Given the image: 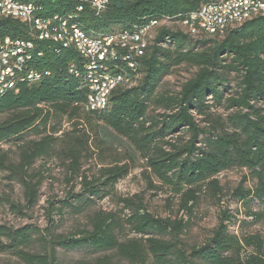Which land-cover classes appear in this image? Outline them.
Wrapping results in <instances>:
<instances>
[{"label":"trees","instance_id":"obj_1","mask_svg":"<svg viewBox=\"0 0 264 264\" xmlns=\"http://www.w3.org/2000/svg\"><path fill=\"white\" fill-rule=\"evenodd\" d=\"M19 1L38 8L37 17L59 14L89 36L101 37L133 35L152 20L182 22L202 5L219 0H107L101 13L88 0ZM27 30L20 21L0 16V40L24 38L33 43L12 86L0 84V177L20 186L31 209L38 203L44 180L35 165L58 161L71 188L62 206L83 214L89 228L74 236H51L40 254L29 250L35 239L31 229L0 224V253L26 264H55L58 245L92 251L90 258L77 264L123 260L126 264H264V238L231 233L233 216L225 209L210 236L189 251L180 239L188 220L156 217L140 200L118 198L129 210L124 221L140 235L138 239H120L122 223L116 213L86 212L94 199L112 194L120 179L141 167L148 185L156 180L166 187L177 199L178 210L190 216L201 196L221 200L220 172L245 169L255 183L249 189L237 187L236 200L244 204L255 200L259 208L248 209L245 215L253 222L264 221V15L230 27L223 35L193 40L161 27L140 55L115 46V55L106 58L105 67L112 74H123L129 85L117 84L105 105L95 110L86 108L90 90L82 56L72 47L28 36ZM71 63L75 66L70 72ZM182 64L197 71L177 94L160 91L161 78ZM218 69L239 77L238 91L232 96L223 98L228 88ZM29 70L39 78L27 79ZM218 105L232 111L225 118L213 117L210 109ZM152 108L165 112L154 114ZM194 114L207 117L204 121L211 123L212 132L200 128ZM182 131L189 133L185 142L175 136ZM201 135L206 136L201 140ZM90 161L96 169L88 173L84 165ZM76 185L78 193L73 192ZM3 200L14 212H21L18 204Z\"/></svg>","mask_w":264,"mask_h":264},{"label":"rangeland","instance_id":"obj_2","mask_svg":"<svg viewBox=\"0 0 264 264\" xmlns=\"http://www.w3.org/2000/svg\"><path fill=\"white\" fill-rule=\"evenodd\" d=\"M161 27L187 34L186 27L181 22L164 19L150 31L149 38L152 39ZM191 39L197 38L191 36ZM228 62L227 59L222 64ZM196 71V67L186 64L172 67L171 72L161 78L158 89L171 95L177 94L181 89V85L191 78ZM218 72L224 79V85L228 88L224 92L223 98L232 96L238 91L239 77L234 72H229L226 69H218ZM208 103L212 104L213 101L208 99ZM151 110L154 114L165 112L161 108H152ZM210 111L213 113V117L225 118L232 109L224 110L222 106L218 105L211 108ZM194 116L200 128H204L206 132H212L211 123L204 121L207 117L196 114ZM177 135L182 138V142L189 139V133L187 132H177L175 136ZM205 136L201 135V140ZM197 145L199 146L200 143H197ZM35 168L41 171L44 180L39 189L38 203L31 209L25 205L20 186L0 177V224L12 229L22 227L31 229L34 232L33 238L35 239H33L34 242L30 245L29 250L43 254L51 236H74L79 230H86L89 226L83 214L75 215L70 208L62 206V201L66 193L71 191V188L65 181L59 162L55 160L40 161L35 165ZM84 168L88 170V173L94 172L96 169L93 161L85 163ZM141 171V167L132 170L114 185L112 194L94 199V204L86 209V212L102 210L116 213L122 223L118 232L121 240L138 239L140 235L132 231L131 227L125 223L124 220L129 216V210L122 208L118 198H133L135 202L140 200L145 209L156 217L188 220V224L180 236L181 244L187 251L192 246L202 244L210 236L212 229L218 222L220 212L224 209L233 216L228 227L231 233L237 235L258 234L264 238V221L253 222L251 217L245 215L248 209L257 210L259 205L255 200H250L247 204H244L236 200L234 193L237 187L249 189L254 186L255 181L247 170L231 169L220 172L217 178L222 188L221 200L216 202L209 196H201L190 216L184 211L178 210L177 199L166 187L161 186L156 180H152V187L149 186ZM73 192L78 193L79 186L76 185ZM4 198H9L14 204H18L21 207V212H14L15 208L5 203ZM54 252L55 264H77L92 255V251L87 249L66 250L58 245L54 246ZM0 264L26 263L15 256L0 253ZM121 264H126V262L123 260ZM195 264L203 263L196 262Z\"/></svg>","mask_w":264,"mask_h":264},{"label":"bare ground","instance_id":"obj_3","mask_svg":"<svg viewBox=\"0 0 264 264\" xmlns=\"http://www.w3.org/2000/svg\"><path fill=\"white\" fill-rule=\"evenodd\" d=\"M227 1L228 0H219L216 3H225ZM15 3L23 2L15 0ZM29 6L35 8L32 3H29ZM77 9L79 11L82 10V6H78ZM94 11L97 13L99 12L98 10ZM263 11L264 0H245L243 2L232 3L227 10L222 11L220 20L205 19L203 20V24L200 21H193L192 25L187 18L183 20L181 24L186 27L187 34L193 38H199L201 35H216L217 27H219L221 35H223L228 28L238 26L253 17L262 15ZM8 15L21 16V8H8ZM22 21L28 30L38 29V21L34 18L32 12H23ZM59 22H64L63 27L56 28V35H58V38H63V44H61L63 48L72 47L82 56V58H87L88 45H98L97 55L101 58V64L86 66L88 87L94 84L93 87L89 89L90 91L87 96L86 108L90 110L99 109L105 105L108 94L117 84L129 83V79L124 78L122 76L123 74H112L108 72L105 67L104 62L106 58L109 55L114 54V45H109L108 41L102 39L109 36L91 37L79 26L74 23H69L61 16H59ZM159 22L160 21L152 20L148 25L141 28L133 35L121 32V34H126V38L115 39V46L127 47L128 50L131 49L135 55H139L135 52L142 51V48L147 45L146 41L150 39L148 34L159 24ZM203 27H205V29H203ZM83 38L88 39V44ZM12 43H20V39H12ZM30 50L29 47H21L20 49L14 50V52L11 49L3 50V57H0V84L3 87L5 86V82H8V87L12 86L14 77L18 72L22 71L16 70L15 72H8L5 77H2L5 75V70L7 69L8 64H17L22 60L26 63L29 58L28 52ZM129 65H132V63H129ZM73 68L74 67H70L69 71L71 72ZM109 77H112V79L109 80ZM38 78L39 75L37 73L27 74V79L29 80H36Z\"/></svg>","mask_w":264,"mask_h":264},{"label":"built area","instance_id":"obj_4","mask_svg":"<svg viewBox=\"0 0 264 264\" xmlns=\"http://www.w3.org/2000/svg\"><path fill=\"white\" fill-rule=\"evenodd\" d=\"M245 0H228L225 3H209L202 5L198 10L195 12H192L188 15V19L190 20L191 24L193 25V21H200L203 24V20L205 19H219L222 11L227 10L229 6L232 5L234 2H243ZM90 6L93 8V10H98L99 13H101L106 6L107 0H88ZM8 8H21V16H13L8 15ZM37 11L38 8H32L29 6V2H23V3H15V0H0V16L1 17H8L12 19H16L23 23L22 21V13L23 12H32L34 15V18L38 21V29L34 30H27L28 36H33V38H36L40 41H49L51 43H54L55 45L63 44V38H58V35H56V28L57 27H63L64 22H59V14L53 17H45V18H37ZM264 15V11L263 14ZM205 29V27H203ZM216 35H221V30H219V27H217V33ZM126 38V34L121 35H114L109 37H104L102 39H105V41H108L109 45H114L115 47V39H122ZM84 41L88 44V39L83 38ZM21 47H29V50L33 48V43L29 39L20 38V43H12V39L9 37L4 38L3 40H0V57H3V50L4 49H11L16 50L20 49ZM97 48L98 45H88V55L87 58L83 59V67H86L88 65L93 64H101V58L97 55ZM128 51H131L128 50ZM41 53V52H38ZM137 54H142V51L135 52ZM115 55V54H113ZM110 57V56H109ZM25 66V61H19L17 64H8L7 69L5 70V75L2 77H5L8 72H15L16 70H23ZM75 64L71 63L70 67H74ZM29 74L35 73L33 70L27 71ZM112 77H109V80H111ZM94 85V84H93ZM91 85L88 87L89 89L93 87Z\"/></svg>","mask_w":264,"mask_h":264}]
</instances>
